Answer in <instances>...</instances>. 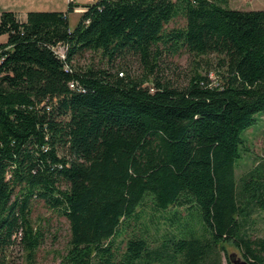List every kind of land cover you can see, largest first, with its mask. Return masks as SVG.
Instances as JSON below:
<instances>
[{
    "label": "trees",
    "instance_id": "obj_1",
    "mask_svg": "<svg viewBox=\"0 0 264 264\" xmlns=\"http://www.w3.org/2000/svg\"><path fill=\"white\" fill-rule=\"evenodd\" d=\"M75 7L0 15V264L12 246L34 264L35 203L68 223L59 264H231L228 246L264 264L249 230L264 149L246 137L264 116V10L96 0L70 28ZM182 51L196 69L179 87L162 63ZM85 53L98 63L77 65Z\"/></svg>",
    "mask_w": 264,
    "mask_h": 264
},
{
    "label": "rangeland",
    "instance_id": "obj_2",
    "mask_svg": "<svg viewBox=\"0 0 264 264\" xmlns=\"http://www.w3.org/2000/svg\"><path fill=\"white\" fill-rule=\"evenodd\" d=\"M228 6L232 9L241 11L264 10V0H228ZM62 9L66 11L67 5H62ZM78 19L79 17L76 14L70 13L68 15L70 28L75 27ZM183 23L184 20L179 18L175 22L170 23L168 28L182 26ZM56 51L59 54L63 52L61 47L57 48ZM163 59L162 67L166 78L171 80L176 86H186L196 69L190 56L182 51L176 54H165ZM75 62L79 66H87L90 63L97 64L98 57L91 53H85L83 57L77 59ZM200 64V72L204 75L207 68L203 63ZM133 70L138 72V65L136 63H133ZM209 77L214 82L216 81L213 71H210ZM246 137L248 148L252 152V156H261L264 149V116L259 117L258 125L255 129H250L246 132ZM251 165V160H247L246 156H244V161L237 167V175L243 174ZM252 219L253 223L249 227V230L254 236L264 237V213H256ZM30 220L34 227L40 226L44 234L43 243L37 250L34 264H59L61 257L65 254L67 249L69 238L67 221L65 218L57 216L47 210L42 203H35L33 205ZM227 253H234L237 258L241 259L239 253L232 246L227 247ZM25 257V252L21 247L12 246L7 251L6 264H28ZM222 264H227L224 258Z\"/></svg>",
    "mask_w": 264,
    "mask_h": 264
},
{
    "label": "crops",
    "instance_id": "obj_3",
    "mask_svg": "<svg viewBox=\"0 0 264 264\" xmlns=\"http://www.w3.org/2000/svg\"><path fill=\"white\" fill-rule=\"evenodd\" d=\"M96 0H0V15L2 12H12L17 18L25 22L29 12H64L62 5L73 2L76 7L73 14L81 15L84 6ZM2 38V39H1ZM0 44L6 42L7 36L0 35Z\"/></svg>",
    "mask_w": 264,
    "mask_h": 264
},
{
    "label": "water",
    "instance_id": "obj_4",
    "mask_svg": "<svg viewBox=\"0 0 264 264\" xmlns=\"http://www.w3.org/2000/svg\"><path fill=\"white\" fill-rule=\"evenodd\" d=\"M229 260L231 264H246L244 261L236 257V254H229Z\"/></svg>",
    "mask_w": 264,
    "mask_h": 264
},
{
    "label": "built area",
    "instance_id": "obj_5",
    "mask_svg": "<svg viewBox=\"0 0 264 264\" xmlns=\"http://www.w3.org/2000/svg\"><path fill=\"white\" fill-rule=\"evenodd\" d=\"M61 57H63V52L61 54H59Z\"/></svg>",
    "mask_w": 264,
    "mask_h": 264
}]
</instances>
